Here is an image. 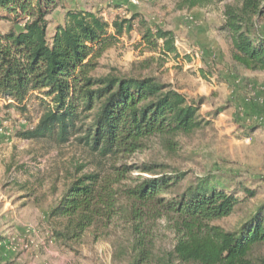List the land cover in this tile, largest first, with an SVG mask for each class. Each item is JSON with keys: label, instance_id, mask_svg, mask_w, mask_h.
I'll return each mask as SVG.
<instances>
[{"label": "trees", "instance_id": "obj_1", "mask_svg": "<svg viewBox=\"0 0 264 264\" xmlns=\"http://www.w3.org/2000/svg\"><path fill=\"white\" fill-rule=\"evenodd\" d=\"M64 1L0 0V21L22 27L0 31V99L23 112L35 101L40 112L37 125L17 136L59 146L75 142L114 161L112 174L93 172L70 181L49 214L55 240L77 245L89 230L121 220L130 227L133 264L154 259L161 264H254L253 253L264 246V206L233 231L215 225L255 197L254 191L235 189L212 176L184 187L183 173L168 172L159 164L127 162L153 138L163 139L170 153L177 152L178 138L209 124L200 114L203 101H190L154 77L95 76L99 59L133 25L125 21L111 27L94 12L69 11L65 25L49 39L48 17ZM215 3H231L224 31L234 61L247 70L264 71V33L259 26L264 0H182V7L193 10ZM143 41L151 51L177 57L171 32L148 29ZM162 230L173 237L174 245L157 257Z\"/></svg>", "mask_w": 264, "mask_h": 264}, {"label": "rangeland", "instance_id": "obj_2", "mask_svg": "<svg viewBox=\"0 0 264 264\" xmlns=\"http://www.w3.org/2000/svg\"><path fill=\"white\" fill-rule=\"evenodd\" d=\"M139 1L65 0L48 17L49 39L65 25L69 11L94 12L111 27L125 21L133 25L128 32L126 24L127 33L119 44L99 59L95 76L154 77L190 101L202 100L200 114L209 124L178 138L175 153L168 151L163 139L153 138L127 162L159 164L168 172L183 173L184 187L212 176L235 189L244 186L254 191L255 197L247 198L233 216L215 223L233 231L264 206V71L247 70L233 59L232 42L224 31L226 6L231 3L188 10L182 0ZM3 15L0 12V19ZM259 26L264 33V21ZM14 27L22 31L21 26L0 21L3 33ZM148 29L171 32L177 57L149 50L143 41ZM39 118L35 101L23 112L0 99V264H133L130 227L121 220L89 230L77 245L55 240L49 214L70 181L93 172L112 174L114 161L75 142L59 146L17 136L33 129ZM81 166L86 169L79 174L76 170ZM162 233L157 257L174 245L173 237ZM252 261L264 264V246L256 249ZM148 264L161 263L154 259Z\"/></svg>", "mask_w": 264, "mask_h": 264}, {"label": "built area", "instance_id": "obj_3", "mask_svg": "<svg viewBox=\"0 0 264 264\" xmlns=\"http://www.w3.org/2000/svg\"><path fill=\"white\" fill-rule=\"evenodd\" d=\"M133 3H134V4H139L140 1H139V0H133ZM10 103H11V102H10Z\"/></svg>", "mask_w": 264, "mask_h": 264}]
</instances>
